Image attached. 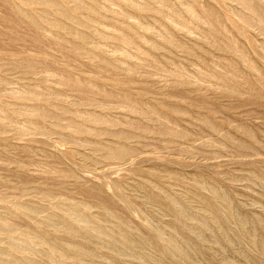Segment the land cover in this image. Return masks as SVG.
Segmentation results:
<instances>
[{
	"label": "rangeland",
	"instance_id": "1",
	"mask_svg": "<svg viewBox=\"0 0 264 264\" xmlns=\"http://www.w3.org/2000/svg\"><path fill=\"white\" fill-rule=\"evenodd\" d=\"M0 264H264V0H0Z\"/></svg>",
	"mask_w": 264,
	"mask_h": 264
}]
</instances>
